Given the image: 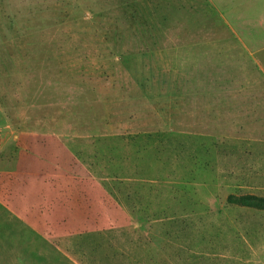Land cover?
Returning a JSON list of instances; mask_svg holds the SVG:
<instances>
[{"label":"rangeland","instance_id":"rangeland-1","mask_svg":"<svg viewBox=\"0 0 264 264\" xmlns=\"http://www.w3.org/2000/svg\"><path fill=\"white\" fill-rule=\"evenodd\" d=\"M232 7L0 0V264H264L228 202L264 198V27Z\"/></svg>","mask_w":264,"mask_h":264},{"label":"crops","instance_id":"crops-1","mask_svg":"<svg viewBox=\"0 0 264 264\" xmlns=\"http://www.w3.org/2000/svg\"><path fill=\"white\" fill-rule=\"evenodd\" d=\"M232 1L233 7L228 12H232L234 14V19L239 18V20L247 21L248 23L246 26L249 29L254 25L257 27H264V0ZM208 2L211 6H213L210 1ZM258 33L255 32L254 35L246 34L244 35L245 38L240 35H237L236 37L242 44L250 45L249 51L252 54V57L258 64L259 68L264 72V35L258 36Z\"/></svg>","mask_w":264,"mask_h":264},{"label":"trees","instance_id":"trees-1","mask_svg":"<svg viewBox=\"0 0 264 264\" xmlns=\"http://www.w3.org/2000/svg\"><path fill=\"white\" fill-rule=\"evenodd\" d=\"M122 139L124 140L125 138L122 137ZM135 139H138V138H135ZM228 202L230 204L237 205L240 207L264 211V198L262 197H255L252 195L241 196V197L230 196L228 198Z\"/></svg>","mask_w":264,"mask_h":264}]
</instances>
